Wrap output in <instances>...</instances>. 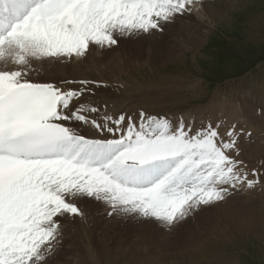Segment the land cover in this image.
<instances>
[{
    "label": "snow or ice",
    "instance_id": "snow-or-ice-1",
    "mask_svg": "<svg viewBox=\"0 0 264 264\" xmlns=\"http://www.w3.org/2000/svg\"><path fill=\"white\" fill-rule=\"evenodd\" d=\"M201 2L0 0V264H47L61 239L57 218L86 217L78 200L171 229L264 182V173L236 159L240 137L252 136L236 124L193 132L183 118L174 125L145 111L138 122L126 113L92 119L101 109L81 98L107 85L31 79L34 61L84 58L90 45L163 32ZM73 123L114 138H88Z\"/></svg>",
    "mask_w": 264,
    "mask_h": 264
},
{
    "label": "rangeland",
    "instance_id": "rangeland-1",
    "mask_svg": "<svg viewBox=\"0 0 264 264\" xmlns=\"http://www.w3.org/2000/svg\"><path fill=\"white\" fill-rule=\"evenodd\" d=\"M233 2L235 5L231 8L210 15L201 17H194L189 13L177 15L181 19H174L169 24L175 25L172 26L175 29L169 34L164 32L158 38L129 37L119 41L118 46L105 49L92 46L83 60L86 63L95 59H102L105 63L112 62V65H107V67L111 66L105 69V74L95 69L93 74H101L95 77L127 80L136 82L135 84L139 83L140 86L150 85L151 88L148 86V89H153L157 85H172L179 77L201 79L200 86L203 85V90L191 91L192 101L187 102L178 96L174 98L179 101L176 102L173 99L165 104L167 108L157 109L153 114L148 112L149 115L166 116L174 125L178 124L180 116L183 119L187 118L184 110H188L189 107L205 104L215 108L217 112V102L220 99H224L223 112L228 115H230V107L237 108V102L249 100L251 96L257 98L259 102L262 100L261 106H263L264 0H233L229 4ZM222 6L224 5L214 7ZM184 20L187 22L191 20V23H178ZM71 59L49 60L66 64ZM33 63L36 64V66L32 64L33 70L41 66L38 61ZM43 73V70H37L35 76L43 77L45 75ZM31 79L42 80L43 78ZM99 82L108 85L102 87V91L109 92L111 95L114 93L112 82L109 80ZM155 83V87L151 86ZM136 97V94L133 95V99ZM94 98H86V100L93 99V102H100ZM252 103L250 99L248 105L255 104ZM103 106L108 109L112 107L106 104ZM255 106L260 105L255 104ZM201 110L204 112L203 109ZM102 111L113 116L104 109ZM250 114H253V111H250ZM133 115L139 121V111L134 112ZM258 116L264 118V115ZM234 118L236 119L234 124H241V129L245 133H252L251 138H247L251 145H254L256 137H264L263 125H258L255 120L254 123H249L240 121L237 117ZM190 120H185L186 127L189 125L186 122ZM220 122H223L221 126L225 125L228 128L232 123L227 119ZM72 125L81 133H88L81 125L75 123ZM257 146H264V141L261 140ZM246 151L264 155V150L250 149L249 145H246L244 150H240V154ZM239 157L240 155L236 159ZM248 162H246L248 166H254L250 168V173L253 169H259L262 172L260 158H257L255 162L250 160ZM258 187L260 191L258 194H255L254 190L249 194L243 190H233L230 197L242 196L243 202L233 201L228 197L223 202L201 208L171 229L162 227L154 221H145L131 216L119 214L109 216L110 208L104 203L92 199L78 200L76 203L83 207L86 216L89 215L92 219L90 222L92 224L90 226L86 224L87 228H84L86 237L83 236L84 233H80L84 245L82 249H88L94 256L98 255L96 256L98 259L100 255L97 251L105 249L104 247H107L106 249H109L115 255L114 257L118 256L117 251L133 253L137 259H133L128 254L123 258V261L128 258L129 264H264V182ZM262 193L263 196H261ZM71 218L74 217L71 216ZM71 218L67 219L65 216L57 219L61 226H65V223L72 221ZM71 230L75 232V228ZM64 232L61 231V235ZM73 238H79L78 233H75ZM97 241L103 242L105 246L103 244L97 246ZM68 248L67 241L62 242L61 246H56L54 254L59 251L60 254L53 259L49 257L47 264L64 261L62 253H66ZM186 249L189 251L188 254L185 253ZM179 252L182 253V259L177 255ZM79 254V251L74 250L69 258L75 261ZM100 261L101 264H112Z\"/></svg>",
    "mask_w": 264,
    "mask_h": 264
},
{
    "label": "bare ground",
    "instance_id": "bare-ground-1",
    "mask_svg": "<svg viewBox=\"0 0 264 264\" xmlns=\"http://www.w3.org/2000/svg\"><path fill=\"white\" fill-rule=\"evenodd\" d=\"M232 1L233 0H202L201 3H197V4L193 5L192 11H190L188 13L190 15H193L194 17H201L203 15H210L211 13L222 12V11H225V10L231 8V6L235 5L234 2L229 4ZM226 4H229V5H226ZM217 5H224V6L214 7ZM204 6H212V7H204ZM188 13H185L184 15H186ZM175 19L179 20L181 18L176 16ZM180 22L182 24H189V23H191V20H189V22H187L186 20H184V22L179 21L178 23H180ZM170 23L164 24L165 27H163V32H154L152 35L141 34L140 36L141 37L147 36L150 38H158L164 32H167V34H169V33H171L172 30L175 29L174 27H172L175 25H169ZM122 39H126V38H120L119 41H122ZM92 46L96 47V48H100V49H105V48H101V47L96 46V45H90V47H92ZM118 55L120 56L121 54H118ZM38 64L41 66L37 67V70H43L44 71L43 74H45V75L43 77H42V75H40V77H38V76L36 77L35 75H37V70L35 69L31 73V78H38V79L43 78L44 80L43 79L42 80L32 79L33 82L60 84V82H61L60 80H65L64 78H66V79H78V80H91V81H97V82L109 80V82H112L113 83L112 85L114 87L113 88L114 93H112V95L109 94V92L105 93L104 91H102V87L101 88L93 87L92 92L94 93V95L86 94L85 96H83L81 98L82 103H90L92 105L98 106L101 109L99 114H95V113L90 114V117L92 119H97V120H100L101 117L107 115L102 111V109H104V110L110 112L115 117H118L120 114L126 113L127 115L132 116L134 122H138L136 117L133 115V113L136 111H139V112L145 111L146 113L150 112L153 114V113H155V111L157 109H160V110L164 109L166 107L165 104L166 103L168 104L169 101L175 99L174 97L179 96V97L183 98L182 100H186L187 102H189L188 100L193 99V98H191L192 96H190L191 91L196 92V91H199L200 89L203 90V85L200 86V83L202 82V80L199 78H196V77H191V78L185 77V79H183L181 77H179V78L177 77L178 79L175 80L172 85H167V84L164 85L163 84V85H157V87H155L156 86V83H155V84L151 85V86L155 87L153 89H150L151 88L150 85L140 86L139 83L135 84L136 82H131V81H127V80H125V81L124 80H115V79L109 78V77L108 78L95 77L96 75H101L99 73H97L96 75L93 74V71L95 69L98 70L99 72H101L102 74H105V69H107L108 67H110L112 65V62L111 63H105V61L102 59L101 60L95 59L91 62L86 63V61L84 62L83 58L72 57L71 61H69V63H66V64H62L59 62L54 63L53 61L46 59L43 61L42 60L38 61ZM42 64H43V66H42ZM108 64H111V65L107 67ZM34 65L36 66V64H34ZM9 68H14V66L10 65ZM148 86L150 87L149 89L147 88ZM68 87H78V86L77 85H70ZM254 93H256V92H254ZM135 94L137 97L135 99H133V95H135ZM193 95H195V94H193ZM199 96L200 95L197 93V97H199ZM93 97H95L94 99H96L97 101H100V102H98V103L93 102V99L92 100H86V98H93ZM250 99L253 101L252 104L255 103L256 105H260V106L256 107L255 104L253 106H249L248 101ZM249 100L244 99L245 102L243 100H240V103L237 102L236 105L238 107L235 108L236 110L233 109L232 107H230L231 105H229L230 115L225 114L223 112V108L225 106L224 99H222V100L220 99L217 102V106H218L217 112H215V108H211L210 106L205 105V104L204 105H202V104L197 105L194 107H189L188 110H184V111H186L187 118H185L183 120L185 122V120L191 119L190 122L187 121L186 123L191 124L193 132H195L197 129H199L202 126H206L208 123H212L213 125H216L218 123H221L220 120L223 121L226 119L230 120L232 122L229 126V127H231L236 122V119L234 117H237V119H239L240 121L244 120V121L249 122V123H254V120H255V122L258 125L264 126V118H260L257 115V111L259 109L264 110V103H263V106H261L262 100L259 102L258 99L255 98L254 96H251L249 98ZM175 101L177 102L179 100L175 99ZM104 104H106L108 106L112 105V107L110 109H108L107 107L103 106ZM201 109H203L204 112ZM250 111H253V114H250ZM181 118H183V117L180 116L178 120H180ZM78 125H81L82 128H84L88 131L87 134H83L80 132L82 135H85L88 138H93V139H96V138H99V139L114 138L111 135L106 134V133L105 134L98 133L94 128H92L90 126H85L82 124H78ZM69 126L73 127L72 124H69ZM241 128H242V125L237 124V130H239ZM227 129H228V126H225V125L221 126L222 131H225ZM247 138H248L247 136H241V141H239V148L241 151L245 149L246 145H249L250 149H255V150L262 149V150H264V146H257V144L261 140L264 141V137H262V136L256 137L257 139L256 140L254 139V145H251L249 143L250 141ZM257 158H260V162L264 161V155L258 154L257 152H254L252 154L251 151H246V153L240 154V157L238 158V160L244 161V164L246 165V169L250 173V168L253 165L248 166V164L246 162H248V160L255 162L257 160ZM260 169L262 170V173H263L264 172V166H262V168H260ZM250 178H252V177L250 176ZM261 179H262V181H264V176H262ZM260 185H262V183ZM238 190H243V191L247 192L248 194L251 193L252 190L255 191V194H258V192H260L258 185L254 189H247L246 187H244V188L236 189L235 191H238ZM247 193H246V195H247ZM236 196L237 195H234L235 198L230 197V200H233V201H240L241 200V202L244 201V199H242V196L241 197H236ZM261 196H263V193L261 194ZM88 209H89V207H88ZM93 214H94V212H93ZM66 217H67V219H68V217L71 218V216H66ZM59 219H61V218H59ZM71 219H72V221L68 220L69 223H65L64 224L65 226H63V225L61 226L60 231H65V232L63 233V235H61V239H60L59 244L57 246H61L62 242L67 241L69 248L66 251V253L65 252L62 253V255L64 254L63 255L64 261H61V262L58 261V263H56V264H72L73 262H74V264H101L100 260H103L102 262L112 263V264H129L130 263V260L128 258H127V260L125 258V261H123L124 260L123 258L125 257V255L128 254V252L123 253V251H117V252H119L118 256L114 257L115 255H113V253H111L109 251V249H106L107 247H104L105 249L97 251V254L100 255V258L98 259V258H96V256H98V255L94 256L88 249L83 250L82 248L84 247V245H83V241H81L82 238H80V235H81L80 233H82V234L84 233V228H87L86 224H89V226L92 224V223H90V222H92V219L90 218L89 215L86 216L84 219H80L79 217H74ZM74 220H76V221H74ZM74 228H75V232H73L71 230ZM79 230H81V231H79ZM75 233H78L79 238H77V239L73 238ZM85 234L86 233H84L83 236L86 237L87 234L86 235ZM101 244H103V242L97 241V243H96L97 246H99ZM103 245L105 246V244H103ZM74 250H77L80 252V254L78 255L79 257H77V260H75L76 262L73 259L69 258V257H71V253ZM185 253L188 254L189 251L186 249ZM59 254H60V251L56 254L53 253L52 254L53 256H51L50 258H52V259H53V257L56 258L57 255H59ZM73 255H75V254H73ZM128 255H130L133 259H137L133 253L128 254ZM177 255L179 258L182 257L181 256L182 253L180 254V252ZM51 260H49V261H51ZM71 260H73V262Z\"/></svg>",
    "mask_w": 264,
    "mask_h": 264
}]
</instances>
